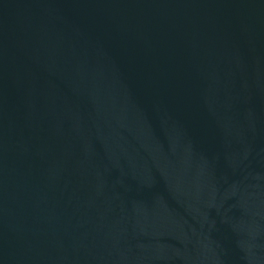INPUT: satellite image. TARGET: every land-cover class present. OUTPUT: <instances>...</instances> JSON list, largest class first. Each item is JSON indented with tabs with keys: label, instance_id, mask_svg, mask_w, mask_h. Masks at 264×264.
Listing matches in <instances>:
<instances>
[{
	"label": "water",
	"instance_id": "95a60500",
	"mask_svg": "<svg viewBox=\"0 0 264 264\" xmlns=\"http://www.w3.org/2000/svg\"><path fill=\"white\" fill-rule=\"evenodd\" d=\"M0 264H264V0H0Z\"/></svg>",
	"mask_w": 264,
	"mask_h": 264
}]
</instances>
